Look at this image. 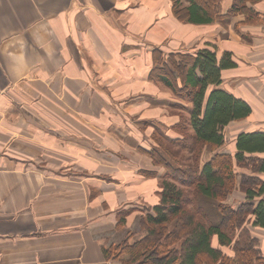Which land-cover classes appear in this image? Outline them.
Returning <instances> with one entry per match:
<instances>
[{
    "label": "crops",
    "instance_id": "crops-1",
    "mask_svg": "<svg viewBox=\"0 0 264 264\" xmlns=\"http://www.w3.org/2000/svg\"><path fill=\"white\" fill-rule=\"evenodd\" d=\"M232 3L222 0V11ZM172 6L0 0V264H120L102 247L125 238L139 203L159 202L165 174L141 148L155 127L181 137L176 126L192 108L150 78L154 50L231 53L223 86L251 113L226 125L212 153H234L238 133L264 131V21L184 22ZM253 6L264 13V0ZM252 230L264 254V227Z\"/></svg>",
    "mask_w": 264,
    "mask_h": 264
},
{
    "label": "trees",
    "instance_id": "trees-1",
    "mask_svg": "<svg viewBox=\"0 0 264 264\" xmlns=\"http://www.w3.org/2000/svg\"><path fill=\"white\" fill-rule=\"evenodd\" d=\"M187 1L172 0L175 16L184 22L226 24L237 13H243L247 23L264 21V13L253 6L260 0H233L225 12L222 0ZM233 65L230 52L218 57L211 47L168 54L154 50L150 78L190 100L192 108L176 126L181 137H170L155 127L156 145L141 148L165 168L160 200L152 207L142 205L139 226L143 235L136 239L129 235L102 247L106 260L120 264H264L259 238L252 230L264 227V180L256 175L264 172V156L257 154L264 152V131H242L236 136L234 153L216 151L203 160L207 148L214 151L224 144L226 125L251 113L247 101L223 86L221 71ZM238 167H248L251 174ZM237 187L246 197L233 206L227 199ZM127 212L119 216L118 228L126 224Z\"/></svg>",
    "mask_w": 264,
    "mask_h": 264
},
{
    "label": "rangeland",
    "instance_id": "rangeland-1",
    "mask_svg": "<svg viewBox=\"0 0 264 264\" xmlns=\"http://www.w3.org/2000/svg\"><path fill=\"white\" fill-rule=\"evenodd\" d=\"M153 132H154V130H153ZM153 132H152L151 136L148 137L149 139L151 138V142H150L149 148H152V147H154V146L156 145V144L154 145L155 140H154V138H153ZM225 145H226V144H225ZM225 145H224V147H225ZM212 152H213L212 150L207 149V152L203 154V159H204V158L207 159V158L210 157V155H213L214 153H212ZM238 170H240L241 172H245V173H247V174H251L250 171L248 170V167H238ZM245 197H246V193H245L244 191H242V190L240 189V187H237V188L232 192V194H230V196H229L228 199H227V202L230 203V204L233 205V206H236V205H238L240 202L244 201V200H245ZM139 205H140L141 209L138 208V210H139L140 212H142V209H144V208H142L143 203L141 202V203L138 204V206H139ZM143 207H144V206H143ZM139 220H140V214H139V217L137 216V217L134 219L133 224L129 226V229H128V230H126V229H123V230H122V231H124V232H125V230H126V232H125V238H126V237H129V235H130V236H132V239H133V235L138 236L140 233H143V230H142V229L140 228V226H139ZM124 225H125V224H124ZM124 225H123V226H124ZM123 226H121V227H123ZM121 227H119V228L117 227V228H118V229H121ZM254 234H255V233H254ZM134 238H135V237H134ZM226 250L229 251V249H226Z\"/></svg>",
    "mask_w": 264,
    "mask_h": 264
}]
</instances>
